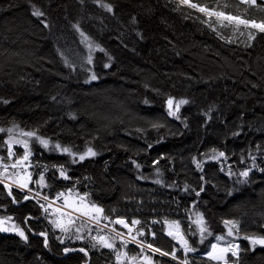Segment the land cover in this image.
<instances>
[{"label": "trees", "instance_id": "1", "mask_svg": "<svg viewBox=\"0 0 264 264\" xmlns=\"http://www.w3.org/2000/svg\"><path fill=\"white\" fill-rule=\"evenodd\" d=\"M192 2L264 19L255 8L237 9L238 0ZM104 3L111 12L94 0H0V128L18 125L11 135L36 131L73 152L90 147L97 153L80 161L33 142L32 188L49 197L69 190L88 194L89 202L104 209V223L118 228L119 218L138 219L137 227L163 251L178 248L164 224L178 220L196 248L191 264H217L204 255L227 233L224 221H236L241 248L232 260L264 264V247L243 239L264 235V172L253 168L247 182H237L251 156L264 168V33L249 40L255 29L221 27L215 17L178 0ZM33 5L44 16H33ZM93 73L98 79L90 80ZM169 97L189 101L179 119L168 115ZM9 135L0 132L2 157L9 156ZM24 150L18 146L17 155ZM219 151L226 158L208 159ZM194 157L203 162L202 171ZM61 165L69 179L60 175ZM40 175L44 187L37 183ZM12 193L20 203L0 184V217H13L28 240L0 232V264H114L115 249L66 238L39 203L23 200L18 189ZM196 206L212 233L203 243L188 234ZM40 232L47 233V247ZM136 247L131 243L125 251L135 254Z\"/></svg>", "mask_w": 264, "mask_h": 264}, {"label": "snow or ice", "instance_id": "2", "mask_svg": "<svg viewBox=\"0 0 264 264\" xmlns=\"http://www.w3.org/2000/svg\"><path fill=\"white\" fill-rule=\"evenodd\" d=\"M94 2L98 3L100 7L104 8L105 10L111 12L112 11V5L108 4V3H104V0H94ZM180 4L183 5H187L191 8L197 9L199 12L201 13H205L207 16L209 17H215L216 18V22L220 24L221 27H229V26H234V31H238L240 29V26L243 25L245 29H255L256 33L253 32H249L248 34V38L249 40H254L256 38V34L257 33H264V19H261L259 22H257V20L255 18L252 19H248V18H243V14H240L239 12L237 14H232V13H226L225 11L222 10H215V9H209L208 7L205 6H201L197 3H193L192 0H180ZM246 5L247 7L244 9V12L247 13L248 9L250 8H255L261 12H264V0H238V4L236 5L237 9H239V5ZM229 5L228 4H224L223 7L227 8ZM34 11L32 12V15L39 18L44 16V13L39 10L38 8H35V5H33ZM43 23V21H42ZM45 27H47V24H45ZM77 30L79 31V28L77 27ZM81 36L85 37V40L88 39L87 36H85V34L83 32H80ZM88 47L91 49L92 45L89 44ZM99 47V46H97ZM100 51H104L103 48L99 49ZM111 59V58H110ZM87 62L89 64L92 63V56L89 55L87 58ZM109 64H105V67H109ZM98 79V77L95 75V73H93L91 75L90 80H96ZM90 82V81H86ZM5 103H7V101H5ZM145 103H148L147 100H145ZM189 101L186 99H180V100H176L174 101L173 97H169L166 101L167 107H168V115L170 116H175L177 119H179L180 117L177 115V113H179L180 108L182 105L188 104ZM174 108V110H173ZM75 118V117H73ZM153 127H158V125H153ZM15 129H18L19 126L18 125H14ZM14 128H8V129H4V128H0V132H5L7 131L10 135L7 141H5V144H8V152L9 155H14L13 151H12V147L11 145L13 143L15 144H19L22 145L25 149V152L23 154V156L18 159L16 161V163L12 164L11 167L12 168H16L18 165L23 164L25 161L28 160L29 156L31 155V151L29 149V141L28 140H19L17 139L15 136L11 135V133H13ZM19 135L23 136V137H29V138H34L36 141H38L44 148H48L49 147V141L46 139L41 138L36 131H24L23 129H19ZM233 135H239V133H233ZM149 147H151V145H149ZM54 150H59L63 153H68L69 155L75 156V153H72L71 149L68 147H62L59 143H56L54 145ZM257 150H259V146H257ZM217 149H212V152H217ZM97 153L92 149V148H88L87 151L83 154L79 155V160L83 161L86 157H94L96 156ZM220 158H226V154L223 151H219L218 155L216 156H212L210 157V159L213 160H219ZM2 159V158H0ZM251 160H252V164L251 166L245 168L243 171L239 172V176L243 177V180H238V183H245L247 182V178L249 177V174L253 171V168H257L260 171L264 172V168H259V166L255 163L256 161V157L255 156H251ZM73 162H76L75 160H73ZM193 162L195 163L196 167L198 169H200L201 171L203 170L202 168V163L201 161H197L196 158H193ZM241 162L243 163V158L241 160ZM133 163H135V161H133ZM137 167H139V165H137ZM7 170V166L5 165V171ZM221 171H223V168L221 169ZM228 174L231 176L233 175L231 168H229V172ZM2 175V174H0ZM60 175L63 176L65 179H69L68 176L65 175V171L63 166H60ZM201 179H203V177H201ZM28 180H31V174L28 175ZM44 181V176L40 175L39 180L37 181V183H43ZM156 183H160L159 180L156 181ZM0 184H4V180L0 179ZM16 186L20 189V190H25L27 189L28 191H31V189H28V183L27 182H20L17 181L16 182ZM5 187L8 189V195L12 197V201L13 203H20L21 201L16 200L15 196L12 193V185H8L5 184ZM201 191H203V187L201 188ZM231 194V193H229ZM61 196H63L64 194L61 193ZM88 194H84V196L80 197V201H81V205H83V207L77 206L75 208H73V211L75 212H80L82 215H89V209L91 210V212H94L96 214V216L91 217L92 219H95L97 221V223L99 222L98 218L101 214H103L104 209L102 207H99L98 205H96L95 203H89L87 205H84V200L86 198ZM197 196L200 195V192L196 193ZM30 199V197L28 195H25L23 197V200H28ZM44 199H48L47 197H44ZM66 205H67V198H66ZM41 207H43V205H41ZM45 211H47V209H45ZM59 211V209L57 210ZM66 215H71V213H66ZM12 217H7V218H2L0 219V232H8V231H15L22 239H24L25 241L28 240V236L25 234V231L21 228H19L18 226L13 225L11 228L9 227H5L6 221L11 220ZM105 219H107V217H105ZM57 228H59L61 231L67 232L68 231V227L65 226L63 223H61V221L59 220H55L52 222ZM69 223H74L73 220H69ZM115 223L117 224H121L123 225L125 228H129V231H131L130 225L129 223L123 219V218H119L115 221ZM195 223L199 226H201L199 228L200 234H201V243H203V237L204 234L207 233L208 235H211L212 233L209 231V229L206 226H203L205 224V221L203 219V215L197 213V219L195 221ZM141 224V221L138 219H133L131 221V225H139ZM171 224L175 225L177 231L173 232V231H169L168 235L172 236L174 239L177 237V235L179 234V222L178 221H173L171 222ZM225 226H230L228 227V232L227 235L228 236H232L233 235V229H236V231H239V227H238V222L236 221H232V220H225L224 221ZM77 231H79V229H77ZM195 234V233H193ZM38 235L45 237L44 240V244L45 247L48 246V241H47V233L46 232H40L38 233ZM116 235L122 236L123 234L120 232H116ZM139 235H144L143 230H141L139 232ZM154 235V233H153ZM77 239H81L82 237L77 236ZM217 240H224L225 237L224 236H218L216 237ZM243 239L248 240L250 242L251 245L255 246V245H260L262 247H264V235H260V236H244ZM92 240L95 241V243L92 245L93 247L96 246V244L101 245L102 247L108 248L110 250H114L115 246L113 243L109 242V240L105 237V236H94L92 237ZM132 240L135 241L136 238L132 237ZM63 242V241H61ZM180 242L182 244V247L184 249V251L187 252H195L196 248L192 247L188 240L185 239L183 236H180ZM141 245L144 244L143 241L140 242ZM126 246V244H125ZM148 249H151L152 252L154 253H159V255L161 256H171V258L173 260H177L178 257L176 255V251L173 250L172 252H168V251H163L160 248H153L152 244H147L146 245ZM76 251V249H72V248H65L64 252L65 253H69V252H73ZM80 252L85 253V255H87V252L84 248H80L79 249ZM239 251H240V245L239 244H229L227 247H220L218 246V244H212L211 245V250L207 253V256L209 259L213 260V261H219L222 262V264H238V260L237 261H229L228 259V255L231 254L232 257H239ZM116 254V259L118 261V264H122V257H127L130 264L131 261H136L137 260V256H128L127 252H120L118 250H116L115 252ZM143 260L145 262V264H155V262H153L152 257L150 256H144ZM180 264H188L187 260H183L180 261Z\"/></svg>", "mask_w": 264, "mask_h": 264}, {"label": "rangeland", "instance_id": "3", "mask_svg": "<svg viewBox=\"0 0 264 264\" xmlns=\"http://www.w3.org/2000/svg\"><path fill=\"white\" fill-rule=\"evenodd\" d=\"M178 1H180V0H178ZM176 100H180V99L174 98V101H176ZM166 106H167V104H166ZM167 109H168V107H167ZM173 110H174V108H173ZM177 115H178V113H177ZM15 137L19 140H28L30 150H31V144L33 142H38L34 138L20 136L19 133H17ZM54 145L55 144H53L52 142L49 141V147L47 149L54 150ZM18 146H22V145L15 144V143H13L11 145L14 155H11V156L9 155L8 157H2L0 155V158H2V159H0V174H2V175H0V179L4 180L3 185L4 186H5V184L12 185V190L13 189L20 190L16 186V182L17 181L27 182L28 183V189H31V191H28L27 189L20 190V191L23 192L25 195H28L30 197V199H33L37 203H39L40 205H43L44 211H45V209H47V211H45V212L46 213L48 212L50 215V220H52V221L59 220V221H61V223H63L65 226L68 227V231L65 233L66 238H69L70 240H74V241H78V242H88L89 241L88 242L89 244H94L95 241L92 240V237H94V236H105L109 240V242L114 244L115 251L118 250L120 252H126L125 248L129 244L135 243L138 246V247H136L137 253L132 254V255L128 254V256L131 257V256L135 255V256H137V260L131 261V264H145V262L143 260L144 256L152 257V260H153V262H155V264H159V260L157 259V257H164V258L170 259L172 261H175L178 264H180V261L187 260L188 264H191L189 255L196 253V251L195 252H187V253L184 251L182 244L180 242V236H183L185 239H187L190 245H191V242L188 238V235L187 234L185 235L183 225L180 221L177 220L179 222V230H178L179 234L177 235V237L175 239L172 236H170V237L172 239H174V241L178 244V248L176 249V255L178 253L182 252L184 258H180V256L177 255L178 259L173 260L171 258V256H161V255H159V253H154V252H152L151 249H148L146 246L149 243L152 244L151 242H149L150 237L147 234H145L146 232L144 230H143L144 235H139V232L142 229L137 227V225H131V223H129L127 221L130 225L131 231H129V228H125L121 224H117L118 228H115L113 224L108 225L102 221V219L104 218V212H103V214H101L99 216V218H98L99 222L97 223V221L95 219L91 218L93 216H96V214L94 212H91L90 209H89V215H82L80 212L73 211V208H75L77 206L83 207V205H81L80 197L84 196V195L69 190V191L61 192L64 194L63 196H61L60 195L61 193H60V194L56 195L55 197H49V196L42 194V191H37V190L33 189L32 185L34 182L35 172L33 171V168L31 165V158H30L31 155L29 156L28 160L25 161L23 164L18 165L16 168L11 167V165L16 163V161L18 159H20L25 152V150H24V152L22 153V156H18L17 152H16V149ZM85 152H83V153H85ZM72 153H75L76 154L75 156L78 159H79V155L83 154V153H76L73 151H72ZM213 155H214V153L208 155V159H210V157H212ZM223 159L224 158H220V160H223ZM5 165L7 166L6 171H5ZM29 174H31V180L30 181L28 180ZM40 184L42 187H44V181H43V183H40ZM6 190L8 191V189H6ZM44 197H47L48 199H44ZM66 198H67V205H66ZM89 203H91V202L88 201L87 196H86V198L84 200V205H87ZM58 209H59V211H57ZM66 213H71V215L70 216L66 215ZM197 213L202 214L201 210L196 206L192 211V222H191L192 228H190V230L188 232V234L192 235V237H196V236L201 237V234L199 231V228L201 226H199L195 223V221L197 219ZM7 217H11V216L0 217V219L7 218ZM70 219L73 220L74 223H69ZM203 219L205 221L204 216H203ZM173 221H176V220H173ZM173 221L169 220V221H166L164 223L165 227H166V234L167 235H168L169 231H173V232L177 231L175 225L171 224V222H173ZM13 225L18 226L19 228H21L25 231L23 226H21V224H19L17 221H15L13 217L11 220L6 221L5 227L11 228ZM203 226H206L208 228L206 221H205V224ZM123 227L125 230L120 232V230L123 229ZM149 227L150 226L147 224V228H149ZM228 227H230V226H228ZM228 227H227L226 232H228ZM150 228L152 229V227H150ZM77 229H79V231H77ZM187 229H188V227H187ZM116 232L122 233L123 235L121 237H123L124 239L128 240L131 243L123 242L122 240L118 239L117 236H114V235H116ZM4 233H15V234H17L15 231H8V232H4ZM193 233H195V234H193ZM25 234H26V232H25ZM77 236H80L82 238L77 239L76 238ZM219 236H224L225 239L224 240H217L216 239V241L212 244H218V246H220V247H227L230 243L240 245V242L238 241L239 234H238V231H236V229H233V235L232 236H228L227 233L223 234V235H219ZM132 237H135L136 240L133 241ZM141 241L144 242L143 245H141V243H140ZM125 244H126V246H125ZM153 248H156V247L153 246ZM240 248H241V246H240ZM210 250H211V247H210ZM204 256L208 257L207 254H205ZM239 257H240V251H239ZM238 258L232 257L231 254L228 255V259L230 262L234 261L232 259H238ZM215 262L217 264H222V262H219V261H215ZM114 264H118V261L116 259V254H115ZM122 264H130L127 257H122Z\"/></svg>", "mask_w": 264, "mask_h": 264}, {"label": "water", "instance_id": "4", "mask_svg": "<svg viewBox=\"0 0 264 264\" xmlns=\"http://www.w3.org/2000/svg\"><path fill=\"white\" fill-rule=\"evenodd\" d=\"M7 189V188H6ZM8 192V191H7ZM260 246V245H259Z\"/></svg>", "mask_w": 264, "mask_h": 264}]
</instances>
